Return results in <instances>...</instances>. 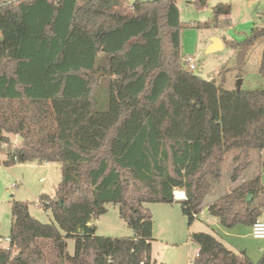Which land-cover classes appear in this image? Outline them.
<instances>
[{
  "label": "trees",
  "instance_id": "1",
  "mask_svg": "<svg viewBox=\"0 0 264 264\" xmlns=\"http://www.w3.org/2000/svg\"><path fill=\"white\" fill-rule=\"evenodd\" d=\"M230 12L227 4L214 8L216 17ZM182 26L176 0H0L2 163L61 167L54 197L38 201L55 225L13 201L0 264H158L145 205H172L182 191L190 226L224 154L239 150L235 182L249 166L248 151H264V90L224 89V70L219 81L188 72ZM263 38L264 21L227 43L239 67ZM258 70L264 79V49ZM9 134L22 139L20 147L9 148ZM108 205L118 206L131 237L96 236L91 223ZM206 208L226 229L251 227L264 217V183L245 181ZM66 239L75 241L73 255ZM190 240L199 249L193 264H264V252L253 263L209 234Z\"/></svg>",
  "mask_w": 264,
  "mask_h": 264
},
{
  "label": "rangeland",
  "instance_id": "2",
  "mask_svg": "<svg viewBox=\"0 0 264 264\" xmlns=\"http://www.w3.org/2000/svg\"><path fill=\"white\" fill-rule=\"evenodd\" d=\"M123 2L124 6L128 5L126 1ZM195 2L196 0H176L179 18L183 24L180 31L181 57L195 58V70L190 73L207 81H219V73L224 70L226 72L224 89H237V83L241 80L242 90H264V79L260 77L258 70L264 49V38L249 49L240 67L236 63L235 52L227 44L231 41H243L253 27L263 23L264 0H206L204 7H197ZM218 4L229 5L230 14L222 18L224 15L216 17L214 8ZM219 18L223 20L224 26L219 23ZM212 34L219 35L227 42L221 51L206 53V44L210 42L209 37ZM7 138L10 140V149L20 147L22 139L18 135L9 134ZM238 154L239 150L236 149L226 152L220 166L219 179L209 177L210 185L202 200V213L192 225L188 226L178 201L172 205H145L153 217L151 241L153 261L158 264H193L198 246L190 240L192 233L209 234L220 243L232 245V249L235 250L233 253L247 251L253 263L259 261L264 252V240L254 239L251 230L244 225H236L233 230L222 227L219 219L209 216L206 208L208 204L230 193L235 186L245 181L260 176L264 183V151L257 150L248 151L249 166L237 176L235 182L232 181L233 169L237 166L233 158ZM4 159L5 155L0 152V237L3 240L1 245L5 244L10 233L13 201L26 203L29 214L39 222L55 225L51 212L42 209L38 201L43 195L54 197L55 189L61 181L59 164L25 163L5 167L2 163ZM177 191L179 192L176 190L175 193ZM178 197L180 196L177 194ZM91 225L96 227L98 237L121 239L132 236V231L119 218L118 206L108 205L107 213L93 221ZM66 251L69 255L74 254L73 239H66Z\"/></svg>",
  "mask_w": 264,
  "mask_h": 264
},
{
  "label": "built area",
  "instance_id": "3",
  "mask_svg": "<svg viewBox=\"0 0 264 264\" xmlns=\"http://www.w3.org/2000/svg\"><path fill=\"white\" fill-rule=\"evenodd\" d=\"M12 1H15V0H12ZM142 1L147 2L150 0H142ZM132 2H131V4H132ZM182 65L188 72L195 70V58H193L191 56H187L184 59L182 58ZM179 193L180 192H178V191H177V193H175L174 200L178 199V201H181V200L185 199L184 193H182V196H180V198H177V194H179ZM197 218H198V216H197ZM251 236L256 240H264V219L263 218H258L254 222V224L251 226ZM6 241L9 242L8 238L6 239Z\"/></svg>",
  "mask_w": 264,
  "mask_h": 264
},
{
  "label": "water",
  "instance_id": "4",
  "mask_svg": "<svg viewBox=\"0 0 264 264\" xmlns=\"http://www.w3.org/2000/svg\"><path fill=\"white\" fill-rule=\"evenodd\" d=\"M222 49H223V43H222V41L219 38H217V37H213V38H211L210 44H209V46L206 49V53H215V52L221 51ZM102 74H104L103 71H100V72H98L97 74H95L93 76H94V78L96 80H98L99 77ZM241 84H242V81L241 80L238 81V83H237V90H240ZM250 199H251V195L249 194V195H247V198H246L247 202H249Z\"/></svg>",
  "mask_w": 264,
  "mask_h": 264
},
{
  "label": "crops",
  "instance_id": "5",
  "mask_svg": "<svg viewBox=\"0 0 264 264\" xmlns=\"http://www.w3.org/2000/svg\"><path fill=\"white\" fill-rule=\"evenodd\" d=\"M222 17H225V16H221V18ZM221 18H219L218 20H220V22L219 23H221V25L222 26H224V23H223V20H221ZM226 24H229V23H226ZM213 37H217V38H219L221 41H222V43H223V48H224V41H223V39H221V37L219 36V35H216V34H212L211 35V37H209L210 38V40H211V38H213ZM209 44H210V42H208L207 44H206V47H208L209 46ZM45 165H49V164H45ZM180 193H183L182 191H179ZM175 201H178V199L177 200H175ZM179 202V201H178ZM201 215V214H200ZM209 216H211L210 214H209ZM213 217V216H212ZM261 218H263L264 219V217H261ZM250 230H251V227H248ZM232 230H233V228H232ZM8 237H6V239H7ZM2 238H0V244L2 243ZM7 244H8V242L6 241L5 242V244L3 245V246H7ZM222 244L229 250V251H231V252H235V250L234 249H232V245H226L225 243H223L222 242ZM198 251H199V249H197L196 250V254H195V258L197 257V254H198ZM239 252H241V251H239ZM246 254H247V251H246Z\"/></svg>",
  "mask_w": 264,
  "mask_h": 264
},
{
  "label": "bare ground",
  "instance_id": "6",
  "mask_svg": "<svg viewBox=\"0 0 264 264\" xmlns=\"http://www.w3.org/2000/svg\"><path fill=\"white\" fill-rule=\"evenodd\" d=\"M178 196H182V193H179ZM178 198H180V197H178Z\"/></svg>",
  "mask_w": 264,
  "mask_h": 264
}]
</instances>
